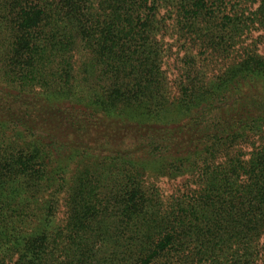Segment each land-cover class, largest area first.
Listing matches in <instances>:
<instances>
[{
	"label": "trees",
	"instance_id": "16d2710c",
	"mask_svg": "<svg viewBox=\"0 0 264 264\" xmlns=\"http://www.w3.org/2000/svg\"><path fill=\"white\" fill-rule=\"evenodd\" d=\"M0 264H264V0H0Z\"/></svg>",
	"mask_w": 264,
	"mask_h": 264
},
{
	"label": "rangeland",
	"instance_id": "374dc122",
	"mask_svg": "<svg viewBox=\"0 0 264 264\" xmlns=\"http://www.w3.org/2000/svg\"><path fill=\"white\" fill-rule=\"evenodd\" d=\"M260 35H262L261 33H253L252 35H250V36H252V38L253 37H258V36H260ZM247 42H249V41H247ZM248 150V149H247Z\"/></svg>",
	"mask_w": 264,
	"mask_h": 264
}]
</instances>
